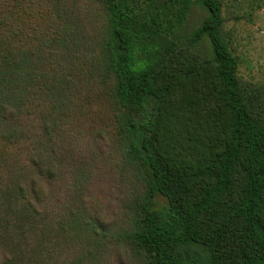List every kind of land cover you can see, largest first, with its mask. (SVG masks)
Here are the masks:
<instances>
[{"label":"trees","instance_id":"trees-1","mask_svg":"<svg viewBox=\"0 0 264 264\" xmlns=\"http://www.w3.org/2000/svg\"><path fill=\"white\" fill-rule=\"evenodd\" d=\"M221 3L0 0V264H264V86Z\"/></svg>","mask_w":264,"mask_h":264},{"label":"rangeland","instance_id":"rangeland-1","mask_svg":"<svg viewBox=\"0 0 264 264\" xmlns=\"http://www.w3.org/2000/svg\"><path fill=\"white\" fill-rule=\"evenodd\" d=\"M223 30L230 48L238 56V70L247 82L264 86V0H221ZM204 11L193 5L187 25H196ZM100 92H96L86 108L88 129L108 119L109 110ZM153 208L166 210L167 201L161 195L152 199Z\"/></svg>","mask_w":264,"mask_h":264}]
</instances>
